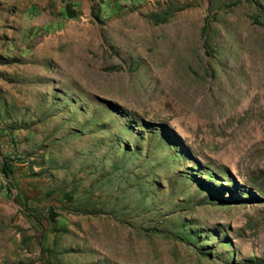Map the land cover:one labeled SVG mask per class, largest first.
<instances>
[{
	"label": "rangeland",
	"instance_id": "obj_1",
	"mask_svg": "<svg viewBox=\"0 0 264 264\" xmlns=\"http://www.w3.org/2000/svg\"><path fill=\"white\" fill-rule=\"evenodd\" d=\"M0 264H264V0H0Z\"/></svg>",
	"mask_w": 264,
	"mask_h": 264
},
{
	"label": "trees",
	"instance_id": "obj_2",
	"mask_svg": "<svg viewBox=\"0 0 264 264\" xmlns=\"http://www.w3.org/2000/svg\"><path fill=\"white\" fill-rule=\"evenodd\" d=\"M66 12H67V15L68 16H70V17H76V13H75V11L70 7V5H68L67 6V8H66ZM207 23H206V25L203 27V31L206 33V30H207ZM48 29H49V27H46V31H48ZM8 128H9V130L10 131H13L14 130V127H12V126H8ZM174 141H175V139H173ZM1 169H2V172L4 173V175L5 176H8L9 175V173L11 172V165H10V163L9 162H7V161H5V162H3V164H2V166H1ZM203 184H205V186H206V183L205 182H203ZM63 195L65 196V199L66 200H69V201H71L72 199H73V197L71 196V194L69 193V192H67V191H65V190H63ZM15 200L19 203V204H21L22 206H24L25 204L24 203H22L21 201H19L17 198H15ZM223 200V202H225L227 199L225 198H223L222 199ZM228 200H229V198H228ZM27 210H28V208H26ZM28 211H30V210H28ZM76 211H78V212H81V213H89V210H87V208H85L84 210H80V208H78ZM29 215L35 220V221H38V219H39V217L37 216V214H35V213H33V212H29ZM57 214H56V212L53 210V209H50L49 210V216H50V219L51 220H54L55 219V216H56ZM177 237H179V238H181V236H177ZM187 239V238H186ZM47 251V250H46ZM48 252H49V250H48Z\"/></svg>",
	"mask_w": 264,
	"mask_h": 264
}]
</instances>
